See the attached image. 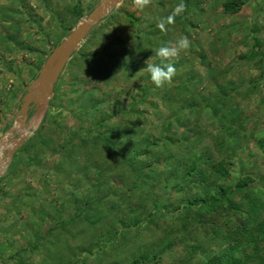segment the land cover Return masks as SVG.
<instances>
[{
	"label": "rangeland",
	"instance_id": "374dc122",
	"mask_svg": "<svg viewBox=\"0 0 264 264\" xmlns=\"http://www.w3.org/2000/svg\"><path fill=\"white\" fill-rule=\"evenodd\" d=\"M101 1L0 0V264H122L162 244L144 264H264V0L235 16L224 5L246 0L143 11L120 0L74 49L34 128L18 133L32 114L8 133ZM182 36L177 75L156 88L145 62ZM108 233L128 250L99 253Z\"/></svg>",
	"mask_w": 264,
	"mask_h": 264
},
{
	"label": "water",
	"instance_id": "95a60500",
	"mask_svg": "<svg viewBox=\"0 0 264 264\" xmlns=\"http://www.w3.org/2000/svg\"><path fill=\"white\" fill-rule=\"evenodd\" d=\"M119 1L120 0H102L100 3H98L89 13L84 22L67 37V39L56 49V51H54L35 82L30 86L29 90L23 96L18 119L10 127L8 133L13 129H18L25 126L29 116V104L30 102L35 101L34 95L41 89L46 88L48 96L59 73L66 65L79 42L89 33L90 30L94 28V26L100 23L104 16ZM56 59H58V61L52 64V62Z\"/></svg>",
	"mask_w": 264,
	"mask_h": 264
},
{
	"label": "clouds",
	"instance_id": "9594fccd",
	"mask_svg": "<svg viewBox=\"0 0 264 264\" xmlns=\"http://www.w3.org/2000/svg\"><path fill=\"white\" fill-rule=\"evenodd\" d=\"M133 5L140 11L147 9L153 4V0H132ZM185 9L183 2L177 4L175 8L165 17H161L157 21V27L164 33L168 32V26L175 24V19ZM190 47V41L186 36L178 37L170 40L155 50V55L159 58V63L150 62V58L146 60V70L150 74L152 83L156 88H163L170 84L177 75L175 62L180 55Z\"/></svg>",
	"mask_w": 264,
	"mask_h": 264
},
{
	"label": "trees",
	"instance_id": "16d2710c",
	"mask_svg": "<svg viewBox=\"0 0 264 264\" xmlns=\"http://www.w3.org/2000/svg\"><path fill=\"white\" fill-rule=\"evenodd\" d=\"M243 4L241 3H238L237 5L235 3H226L224 5V8L229 10L232 14H235L237 13L238 9L241 8ZM137 62L134 61V59H130L125 65H123L121 62L119 61H116V66L118 68H130V67H133L134 68V65L136 64ZM134 72V71H133ZM29 117L33 114L32 113V110L29 111ZM237 188H239V186H237ZM146 219H148L147 221V224L148 226L150 225L151 223V220L149 219V217H147ZM132 224H136V225H140L141 224V221L138 220L137 218H134L132 220ZM109 235L107 236H104L103 235H98V240H99V253H102V252H107V254H109V252L113 249V254H116L115 253V250H119L120 253L122 254V252H124V250H128L127 248H125V245L124 243H127V237L125 236H121L120 238H115V237H112L111 233H108ZM163 246V249H159L158 251H155L151 254L145 252V249L142 248V247H137V249L134 251L133 253V257L131 259V261L129 263H122V264H144V263H148V262H151V260L154 258V257H158L160 255H162V251L165 250L164 248V244L161 245V247ZM89 250V249H88ZM89 252L91 253V251L89 250ZM118 252V251H117ZM126 254H128V251L126 252ZM99 255V254H98ZM101 255V254H100ZM100 257V256H99ZM82 263H85V261H81ZM113 263H109V264H117L116 261H112ZM230 262H226L221 260V259H216V262L214 264H229ZM231 263H234V261H232Z\"/></svg>",
	"mask_w": 264,
	"mask_h": 264
},
{
	"label": "bare ground",
	"instance_id": "6f19581e",
	"mask_svg": "<svg viewBox=\"0 0 264 264\" xmlns=\"http://www.w3.org/2000/svg\"><path fill=\"white\" fill-rule=\"evenodd\" d=\"M58 59L55 60V62H57ZM53 63V62H52ZM52 67V66H51ZM47 97V90L46 88L41 89L40 91H38L35 95H34V100L36 101V109L35 112L33 113L28 125L25 128H22L21 130H19V135L21 137H24L25 135H27L30 130L32 128H34V126L36 125V123L39 121L40 116H41V107L43 105L44 99Z\"/></svg>",
	"mask_w": 264,
	"mask_h": 264
},
{
	"label": "crops",
	"instance_id": "0c3cea01",
	"mask_svg": "<svg viewBox=\"0 0 264 264\" xmlns=\"http://www.w3.org/2000/svg\"><path fill=\"white\" fill-rule=\"evenodd\" d=\"M253 2L251 1L250 2V0H246V2L241 6V11H243L244 9L245 10H247V9H253ZM241 11H240V14H241ZM235 15H238L237 13L236 14H234L233 16H235ZM244 16H245V18L247 19V15L244 13Z\"/></svg>",
	"mask_w": 264,
	"mask_h": 264
}]
</instances>
